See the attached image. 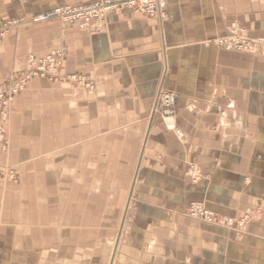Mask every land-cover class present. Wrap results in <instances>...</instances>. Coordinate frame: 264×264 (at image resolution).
I'll list each match as a JSON object with an SVG mask.
<instances>
[{"label":"crops","instance_id":"1","mask_svg":"<svg viewBox=\"0 0 264 264\" xmlns=\"http://www.w3.org/2000/svg\"><path fill=\"white\" fill-rule=\"evenodd\" d=\"M93 1L0 0V23ZM105 25L95 34L55 21L11 31L0 42V82L10 68L20 70L29 53L40 57L61 48L65 73L93 78L98 95L86 102L77 97L68 116L65 88L56 86L63 97L55 118L72 119L76 133L88 103L89 117L104 120L100 132L112 147L135 151L139 134L147 135L136 217L145 232L126 241L120 264H264V54L227 52L214 43L232 25L263 38L264 0H166L163 19L122 10L109 13ZM28 84L36 91L27 102L40 106L29 109L20 100L15 106L38 118V110L49 109L39 92L54 86L37 78ZM160 86L177 96L179 134L158 121L145 125V105ZM190 202L251 219L241 231H229L183 216Z\"/></svg>","mask_w":264,"mask_h":264},{"label":"rangeland","instance_id":"2","mask_svg":"<svg viewBox=\"0 0 264 264\" xmlns=\"http://www.w3.org/2000/svg\"><path fill=\"white\" fill-rule=\"evenodd\" d=\"M56 7L58 5L22 19L6 18L2 22L17 20L22 23L11 28L4 38L21 27L43 24L30 21ZM52 21L62 27H71ZM48 51L40 57L29 53L22 68L19 71L10 68L0 82L1 86L7 77L25 70L30 55L43 58L52 52L61 54L62 70L30 79L7 104L6 119H0V264H120L126 241L136 231L145 232L143 225H136V217L139 160L143 156L147 135L144 139L139 134L135 151L116 149L115 142L112 147L100 132L104 130V120L89 117L88 103L77 119L76 133L72 129V119H56L55 107L57 104L60 108L58 97L59 93L62 94L56 86L65 88L64 101L68 108L65 114L68 116L73 113L74 104H78L77 97L81 102L97 97L98 86L88 75L65 73L64 50L52 47ZM72 76L77 79L71 80ZM82 77L92 85V91L78 83ZM35 78L52 84L54 88L53 91L44 89L39 92L48 98L46 105L49 109L35 111L38 118L30 119L22 108L17 110L15 105L20 100L21 105L30 106L29 109L40 106L39 101L27 102L28 96L36 91H29L28 84ZM160 90L175 95L160 86L152 102L145 105V125L151 120L158 121L164 131L179 134L177 127L168 131L164 126L160 115L162 107L156 102ZM175 98L173 111L176 116V95ZM57 131H65V134ZM113 137L115 140V135ZM182 215L206 223L189 217L186 208ZM206 224L238 232L245 226L234 230L223 224Z\"/></svg>","mask_w":264,"mask_h":264},{"label":"built area","instance_id":"3","mask_svg":"<svg viewBox=\"0 0 264 264\" xmlns=\"http://www.w3.org/2000/svg\"><path fill=\"white\" fill-rule=\"evenodd\" d=\"M122 10H129L133 14L146 18L163 19L166 13V0H100L96 3L85 5H64L41 13L30 22L46 23L52 20L59 21L67 26L77 27L87 30L90 33H100L105 31V19L109 13H117ZM21 21H5L0 24V40L3 39L11 28L21 25ZM216 46L227 52L264 54V37L251 38L247 36L245 30L237 25H232L227 35L220 37L214 42ZM25 70L18 75L7 77L5 84L0 86V119L5 120L7 116V104L18 92L22 91L26 83L34 77H45L53 75L58 70H62L61 54L52 52L43 58L29 56L25 62ZM75 81V76L70 77ZM68 78V79H70ZM80 79V78H79ZM78 83L86 86L92 91V85L87 83L82 77ZM156 102L162 111L160 113L165 128V119L170 117L176 122L173 107L176 102L175 95L171 92L160 90L157 94ZM176 131H178L176 129ZM188 216L206 223L225 225L234 230H240L251 217L247 214L239 218H219L211 211L207 210L201 202H190L185 207Z\"/></svg>","mask_w":264,"mask_h":264},{"label":"bare ground","instance_id":"4","mask_svg":"<svg viewBox=\"0 0 264 264\" xmlns=\"http://www.w3.org/2000/svg\"><path fill=\"white\" fill-rule=\"evenodd\" d=\"M165 125L167 126L169 130H174L176 127V122L174 121L173 118L168 117L165 119Z\"/></svg>","mask_w":264,"mask_h":264}]
</instances>
